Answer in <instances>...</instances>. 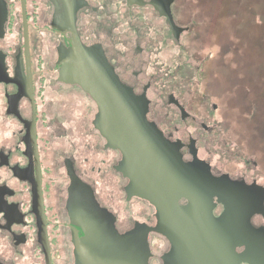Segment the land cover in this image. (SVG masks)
<instances>
[{"label": "flooded vegetation", "instance_id": "flooded-vegetation-1", "mask_svg": "<svg viewBox=\"0 0 264 264\" xmlns=\"http://www.w3.org/2000/svg\"><path fill=\"white\" fill-rule=\"evenodd\" d=\"M177 3L35 0L29 34L32 28L38 47L56 57L37 66L32 58L33 102L26 60L8 52L10 0H0V264H47L43 214L52 264H103L100 243L110 228L146 239L149 264H261L264 182L257 143L250 149L257 156H245L246 171L216 166L201 144L203 136L213 137V126L199 123L172 92L165 108H154L151 82L142 81L149 61L125 58L117 32L104 28L114 24L115 6L125 10V21L135 9L152 10L165 24L158 38L167 28L179 41L191 25L177 20ZM149 47L137 43L132 56L152 52ZM99 77L115 88L113 100ZM47 84L54 90L46 91ZM118 115L159 155V173L144 165ZM142 118L148 123L140 124ZM235 146L229 150L245 153Z\"/></svg>", "mask_w": 264, "mask_h": 264}, {"label": "rangeland", "instance_id": "rangeland-1", "mask_svg": "<svg viewBox=\"0 0 264 264\" xmlns=\"http://www.w3.org/2000/svg\"><path fill=\"white\" fill-rule=\"evenodd\" d=\"M34 1L27 0L31 25L34 11L38 10ZM119 7L114 9V24L104 28H114L117 32L120 38L117 37L116 44L119 43L123 52L128 49L125 58L140 62L139 58L144 56L145 61H149L142 65L145 74L142 81L151 82L148 95L153 107L165 108L171 92L180 96L186 107L199 117V123L207 122L213 126V137H202V149L209 152L214 164L223 170L246 171L245 156H257L250 149L258 145L259 154L263 155L258 160L264 182V0H180L175 7L177 20L191 28L179 41L170 36L167 28L169 35L165 36L164 32L161 40L158 38L160 31L157 30L165 28V24L151 13L152 10L135 9V16L130 15L125 21L121 13L125 10L121 5ZM10 17L7 41L13 48L8 52L13 59L25 62L21 0H10ZM131 26L140 30L128 33ZM33 32L31 28V53L35 65L42 59H55L54 52L38 47L39 40ZM103 32L106 34V30ZM138 33L141 35L137 36ZM153 37H156L155 42L150 40ZM112 43L113 40L109 41L110 45ZM137 43L143 47L150 45L152 52L133 57ZM50 75L54 76L53 73ZM52 90L50 85L46 86V91ZM213 103L219 105L218 110L213 109ZM209 114L211 119L207 120L205 117ZM191 123L192 120L184 125ZM246 133L249 134L240 137ZM248 138L255 141H247ZM236 144L243 146L244 154L229 150L236 149ZM138 210L136 203L135 218L140 217ZM153 248L157 254L162 251L156 244Z\"/></svg>", "mask_w": 264, "mask_h": 264}, {"label": "water", "instance_id": "water-1", "mask_svg": "<svg viewBox=\"0 0 264 264\" xmlns=\"http://www.w3.org/2000/svg\"><path fill=\"white\" fill-rule=\"evenodd\" d=\"M22 4V17H23V31H24V48H25V60L27 67L28 83H29V93L33 99V90H32V55L30 47V34H29V21L27 13V3L26 0H21ZM172 28L176 29V26L172 24ZM102 84L104 85L109 97L112 99V92L115 91V88L110 82L103 80L99 77ZM86 85V84H85ZM34 102V99H33ZM148 104H143L144 107H147ZM34 110L36 111V106L34 104ZM120 122L128 134V140L131 145L135 148L137 154L141 158L144 165L150 171L154 173L160 172L159 165H157L158 157L151 153L149 149L146 148L144 144V139L131 127V123L128 120H125L122 115H118ZM139 120V119H138ZM140 124H146L148 122L142 118L138 121ZM149 171V170H148ZM157 176L160 178L159 174ZM41 209L43 211V205L41 202ZM45 218L43 214V239H44V248L46 252V263L52 264L51 256L49 251V244L47 238V232L45 227ZM100 247L101 252L104 253L102 263L103 264H149V255L150 250L148 242L146 239L140 238L132 233H127L121 235L117 232L112 231L110 228L109 231L105 234L103 241H101ZM258 254H261L259 257L261 259V264H264V250Z\"/></svg>", "mask_w": 264, "mask_h": 264}, {"label": "trees", "instance_id": "trees-1", "mask_svg": "<svg viewBox=\"0 0 264 264\" xmlns=\"http://www.w3.org/2000/svg\"><path fill=\"white\" fill-rule=\"evenodd\" d=\"M209 16H210V18H211V15L209 14ZM212 19V18H211ZM218 28V27H217ZM218 30L220 31V32H222V29H220V28H218Z\"/></svg>", "mask_w": 264, "mask_h": 264}]
</instances>
